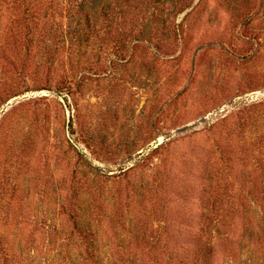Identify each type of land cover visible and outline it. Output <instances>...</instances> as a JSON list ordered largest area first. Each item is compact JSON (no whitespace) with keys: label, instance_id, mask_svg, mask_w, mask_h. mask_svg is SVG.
Masks as SVG:
<instances>
[{"label":"rangeland","instance_id":"obj_1","mask_svg":"<svg viewBox=\"0 0 264 264\" xmlns=\"http://www.w3.org/2000/svg\"><path fill=\"white\" fill-rule=\"evenodd\" d=\"M146 5L0 0V264H264V0Z\"/></svg>","mask_w":264,"mask_h":264},{"label":"trees","instance_id":"obj_2","mask_svg":"<svg viewBox=\"0 0 264 264\" xmlns=\"http://www.w3.org/2000/svg\"><path fill=\"white\" fill-rule=\"evenodd\" d=\"M148 4V0H125V4L128 5V11H132L131 8H133L136 12H142L145 10L144 13H149L150 12V6L146 5ZM176 8V7H175ZM174 6H171L169 8V11L167 13V15H171L172 11L175 9ZM186 10V7H183L179 10V14L184 12ZM129 14V12H128ZM129 20V19H128ZM125 22V28H124V32L122 34H120L121 37H118V41L115 44V48H122L127 44H130L132 41H139L141 40V35L143 34V32H145V26H142V30H134L133 28L129 27L130 22L129 21ZM150 26L153 23L149 21ZM128 27V28H127ZM159 149L156 148L154 150V152H157V150ZM239 215L240 213H238L237 210H235L232 214H231V219H234V217L236 215ZM226 216V215H225ZM227 217V216H226ZM207 220H210L211 222V227H206V228H202L200 229V232H193L192 240L194 242H192L191 246H188L187 243H185L184 239L185 236H187V234H189L191 231L188 230H178L176 231L177 234H175L176 236L172 235L171 238V234L168 233V231L165 230L166 232V240L167 241H171L172 242V250L175 252L173 254V258H171V263L170 264H213V259L215 256V248L217 247V245L215 244V242L220 243L221 241H227L226 239H229V236L232 235L231 231L227 232V224H221L219 223L222 219H219L218 217H216V219L214 218H210L209 215L206 214L205 217ZM245 220L248 221V215L246 214ZM219 226L224 229L219 228ZM161 235H163V233H161ZM177 237V238H176ZM220 241V242H219ZM196 243V244H195ZM192 247H196V249L193 251ZM153 264H163V262H161L160 260H154Z\"/></svg>","mask_w":264,"mask_h":264}]
</instances>
